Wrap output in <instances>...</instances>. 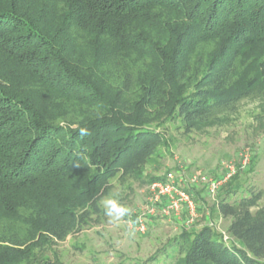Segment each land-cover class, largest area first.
Here are the masks:
<instances>
[{
    "label": "trees",
    "instance_id": "trees-1",
    "mask_svg": "<svg viewBox=\"0 0 264 264\" xmlns=\"http://www.w3.org/2000/svg\"><path fill=\"white\" fill-rule=\"evenodd\" d=\"M245 99L264 104V0H0V216L25 225L0 230V264L94 221L168 125L213 127ZM260 198L235 175L210 214L227 240L185 227L140 264H264Z\"/></svg>",
    "mask_w": 264,
    "mask_h": 264
},
{
    "label": "rangeland",
    "instance_id": "rangeland-1",
    "mask_svg": "<svg viewBox=\"0 0 264 264\" xmlns=\"http://www.w3.org/2000/svg\"><path fill=\"white\" fill-rule=\"evenodd\" d=\"M219 115L223 117L219 124L201 131L183 133L174 124L168 125L163 130L164 141L159 146V156L144 166L141 178L114 181L109 193L100 200L101 212L94 216V221L64 240H53L36 249L33 258L25 264H140L185 228L181 218L168 221L160 215L148 218L143 234L127 227L126 222L136 217L145 203L148 181L167 171L217 176L227 162L237 163L243 150H248L249 161L238 172V182L245 192L247 189L260 191L258 203L264 205V104L245 99L234 109ZM223 189L224 186L214 200L203 187L191 189L199 217L188 229L212 221L214 231L225 230L227 223L219 221L214 212L210 215L213 203ZM109 198H117L129 208L130 214L113 222L104 213V201ZM0 230L23 235L25 225L20 220L0 216Z\"/></svg>",
    "mask_w": 264,
    "mask_h": 264
},
{
    "label": "built area",
    "instance_id": "built-area-1",
    "mask_svg": "<svg viewBox=\"0 0 264 264\" xmlns=\"http://www.w3.org/2000/svg\"><path fill=\"white\" fill-rule=\"evenodd\" d=\"M248 161V150H243L239 161L237 163L229 161L224 164L222 173L217 176L202 173L165 172L161 178L147 184L145 203L140 213L126 222L127 227L132 232L143 234L147 228L148 218L154 215H160L168 221L181 218L184 227H191L199 217L191 189L198 186L203 187L214 200L217 192L244 169ZM208 225L214 227L212 221ZM220 233L224 240L228 239L224 231Z\"/></svg>",
    "mask_w": 264,
    "mask_h": 264
},
{
    "label": "clouds",
    "instance_id": "clouds-1",
    "mask_svg": "<svg viewBox=\"0 0 264 264\" xmlns=\"http://www.w3.org/2000/svg\"><path fill=\"white\" fill-rule=\"evenodd\" d=\"M86 129H81V134H85ZM104 213L111 218L113 222L119 221L121 218L130 214L129 208L119 203L117 198H109L104 201Z\"/></svg>",
    "mask_w": 264,
    "mask_h": 264
},
{
    "label": "crops",
    "instance_id": "crops-1",
    "mask_svg": "<svg viewBox=\"0 0 264 264\" xmlns=\"http://www.w3.org/2000/svg\"><path fill=\"white\" fill-rule=\"evenodd\" d=\"M218 216V215H217ZM219 221H221V218L218 216Z\"/></svg>",
    "mask_w": 264,
    "mask_h": 264
}]
</instances>
